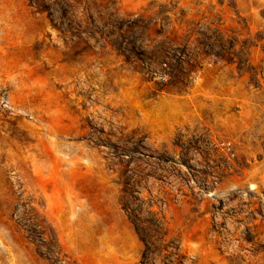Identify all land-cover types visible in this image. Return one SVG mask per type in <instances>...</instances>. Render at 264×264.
<instances>
[{
    "label": "rangeland",
    "instance_id": "1",
    "mask_svg": "<svg viewBox=\"0 0 264 264\" xmlns=\"http://www.w3.org/2000/svg\"><path fill=\"white\" fill-rule=\"evenodd\" d=\"M0 264H264V0H0Z\"/></svg>",
    "mask_w": 264,
    "mask_h": 264
},
{
    "label": "built area",
    "instance_id": "2",
    "mask_svg": "<svg viewBox=\"0 0 264 264\" xmlns=\"http://www.w3.org/2000/svg\"><path fill=\"white\" fill-rule=\"evenodd\" d=\"M159 76L165 78V75L162 73H159ZM222 144H223L222 148L225 149L226 154L229 155L228 157L230 158V156H234L235 153L232 149L231 142H223Z\"/></svg>",
    "mask_w": 264,
    "mask_h": 264
},
{
    "label": "trees",
    "instance_id": "3",
    "mask_svg": "<svg viewBox=\"0 0 264 264\" xmlns=\"http://www.w3.org/2000/svg\"><path fill=\"white\" fill-rule=\"evenodd\" d=\"M38 7H40V8H41V6H38Z\"/></svg>",
    "mask_w": 264,
    "mask_h": 264
}]
</instances>
